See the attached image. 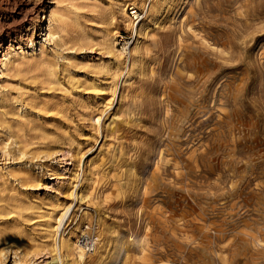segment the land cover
I'll use <instances>...</instances> for the list:
<instances>
[{
    "label": "rangeland",
    "instance_id": "rangeland-1",
    "mask_svg": "<svg viewBox=\"0 0 264 264\" xmlns=\"http://www.w3.org/2000/svg\"><path fill=\"white\" fill-rule=\"evenodd\" d=\"M132 1L0 0L1 264H48L43 215L71 203L58 235L97 224L107 264H264V0ZM125 2L134 67L135 28L118 62L100 40Z\"/></svg>",
    "mask_w": 264,
    "mask_h": 264
},
{
    "label": "bare ground",
    "instance_id": "bare-ground-1",
    "mask_svg": "<svg viewBox=\"0 0 264 264\" xmlns=\"http://www.w3.org/2000/svg\"><path fill=\"white\" fill-rule=\"evenodd\" d=\"M125 1H127V0H125ZM135 1L136 0L132 1L133 5L137 4ZM160 1L161 0H152L151 5H148V7L150 6L149 7L150 15L149 16L147 15L148 16L147 20H150L151 16L156 17V15H158L160 13V10H161ZM127 4H129V3L125 2V3H122L121 5L120 4L117 5L118 9H119L120 16H121V21H116L115 13L113 15H111V18H109V21H107V25H105L106 27L104 26L105 29L103 30L104 32L102 34V39H100V40H103V43L105 44V47H106V50L108 51V53L112 54L116 58V61L118 62V60L120 58V52L118 51V49L116 47V43H115L116 37H115V33L112 32V26H114L116 23L124 22L126 26H128L132 29L135 28L136 35L139 34L138 38H140V37H143V38H141V40H137L135 45L132 48V55H133L132 66L134 67L136 65V63L140 60L142 50L144 49V45H145V41H143V39L145 38L147 29L149 28V26L146 27L144 25L145 27H142V31L138 32V30H139L138 25H136V27H135L134 22L129 20V15L126 12V10L129 8L127 6ZM133 8H134V6L132 7V9ZM20 10L22 11V9H20ZM63 14H61L55 8H53L50 11L48 24L43 27V32H45V35H47L48 38L53 37L56 34V27L57 26H61V25L71 23V21H66V20H68V16L67 15L64 16ZM76 18H78V17H76ZM107 20H108V18H107ZM154 24H157V22H155ZM118 26H119V24H118ZM142 32H143L144 36L141 35ZM15 55H17V52L15 53ZM20 58L21 59H27V56L22 54L20 56ZM16 60L17 59L14 56H12L11 53H6V54H4V57L2 59V64H3V66H6L9 63L16 62ZM103 67H104V65H103ZM99 68H100V66H99ZM111 92H112V96L110 99L107 100V102H106L107 104L110 103V101H112V99L114 98L115 95H117L116 94L117 88L112 89ZM97 97L100 99L106 100L105 98L102 97V94H99V92L97 93ZM100 118H101V116L98 115L95 119L97 122H100ZM71 157H72V155H71ZM69 164L73 165V167H74L75 163L72 160ZM88 167H89V171L87 173V180H88V182H91L94 179V177H92L93 172H92V170H90V165ZM72 170H73L72 168H66L67 173L68 172L72 173ZM63 178H65V177H63ZM60 179H62V178H60ZM70 179H71V177L69 175L68 176V182L70 181ZM91 187L92 186L90 185V188ZM86 190H88V189H86ZM93 193L97 194V192H95L94 190L92 191V194ZM89 196H90L89 193H85V192L82 193L81 192L79 194H76L75 197H76V199H78V201H83L85 198H88ZM57 201H58V199H56V202ZM71 208H72V203L70 205H67V206L61 208L60 211L56 210V207H55V209L53 211L52 210L49 211V214H47V216L43 215L44 223L46 225L45 226L46 236H45V238H42V242H40L39 244H37L33 248L32 256L38 257V256H42V254H44V255H46V258L49 259L48 264H107L109 262L108 259H109V256L111 254H109V255H108V253L105 255L102 254V249H106L108 246V243H110V241H112L109 237L106 236V238L104 239V244L100 245V243H101L100 242L98 247L93 252L86 254L84 249H83V246L80 243H78V241L76 243L72 239L71 235H67V236H62L61 234L58 235L59 229H60V227H61V225L65 219V216H66L67 212L69 211V209H71ZM52 234L54 235L53 240L55 242L53 249L50 248V244L43 243L44 241L47 240L46 237H49V235H52ZM55 234H56V237H55ZM13 236H15V235H13ZM22 241H24V239ZM38 241H39V239H38ZM121 244H122V242L120 241V246H122ZM139 244H140L139 245L140 249L144 251L146 239H143L142 241H140ZM0 249H1V246H0ZM118 249H119V247H118ZM62 252H63V254H62ZM17 253H18V251H17ZM90 254H93V255L95 254V256H97V257H95L94 259L90 258L88 260L87 258H88V256H90ZM116 254H117V251H116ZM93 255H92V257H93ZM2 261L3 260L1 259L0 264L2 263Z\"/></svg>",
    "mask_w": 264,
    "mask_h": 264
},
{
    "label": "built area",
    "instance_id": "built-area-1",
    "mask_svg": "<svg viewBox=\"0 0 264 264\" xmlns=\"http://www.w3.org/2000/svg\"><path fill=\"white\" fill-rule=\"evenodd\" d=\"M132 7L133 5H130L129 7L131 11V15L134 17V19L137 22V20H141L142 12L141 9H138L136 7L132 9ZM77 241L83 246V249L86 254L93 252L98 247L101 241V234L98 225L97 224L87 225L85 227V230L80 232Z\"/></svg>",
    "mask_w": 264,
    "mask_h": 264
}]
</instances>
